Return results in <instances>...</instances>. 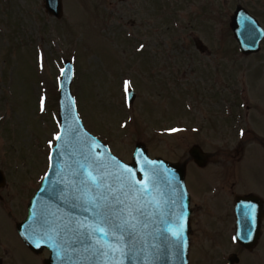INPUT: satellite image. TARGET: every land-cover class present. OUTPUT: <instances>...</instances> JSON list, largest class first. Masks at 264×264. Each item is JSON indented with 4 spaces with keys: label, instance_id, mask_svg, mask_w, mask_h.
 <instances>
[{
    "label": "rangeland",
    "instance_id": "374dc122",
    "mask_svg": "<svg viewBox=\"0 0 264 264\" xmlns=\"http://www.w3.org/2000/svg\"><path fill=\"white\" fill-rule=\"evenodd\" d=\"M62 5L56 20L42 0H0V169L6 178L0 189V233L15 245L14 253L21 248L15 223L25 218L58 134L63 60L73 64L71 91L89 133L125 163L140 143L149 157L181 165L194 145L206 153L214 150L217 79L227 90H244L254 78L249 61L234 51L228 23L235 7L243 6L264 25V0H62ZM196 39L207 47L205 54L195 49ZM125 81L136 94L132 106L125 103ZM259 168L252 152L237 193L259 191ZM217 178L212 159L203 171L187 162L190 206L218 228L197 237L190 264H227L233 252L238 264H264V224L252 254L233 251L234 225L225 203L239 175L220 176L221 193H212ZM22 256V264L37 262L30 254Z\"/></svg>",
    "mask_w": 264,
    "mask_h": 264
},
{
    "label": "water",
    "instance_id": "95a60500",
    "mask_svg": "<svg viewBox=\"0 0 264 264\" xmlns=\"http://www.w3.org/2000/svg\"><path fill=\"white\" fill-rule=\"evenodd\" d=\"M44 8L51 16H62L61 0H44ZM230 26L241 52L250 54L258 50L264 33L240 6ZM195 45L203 50L200 42ZM63 66L58 84L61 139L51 151L49 169L29 203L27 218L17 227L22 240L35 249V245L42 246L49 240L57 243L56 231H75L77 240L84 238L92 248V260L88 264H187L189 198L184 185V166L161 159L150 160L140 144L135 148L132 164L126 165L113 157L108 148L82 126L70 89L73 66L68 61H64ZM134 99L135 94L129 90L127 103L131 105ZM189 154L197 165L203 166L206 155L198 147L191 148ZM92 157L106 162L102 174L95 171ZM81 165H88V171L98 179L102 175L99 187L87 178ZM123 166L131 168V174ZM136 181L140 182L136 185L138 189L147 181L150 191H131L129 185ZM4 183L0 171V187ZM91 200L102 208H92ZM258 200L257 197L239 198L237 202L235 239L249 250L256 245L259 235L262 215ZM98 211L107 217L110 228L107 239L99 233L93 236L80 227L94 224ZM180 224L183 231L182 238L178 239L170 229H178ZM229 262L238 261L232 256Z\"/></svg>",
    "mask_w": 264,
    "mask_h": 264
},
{
    "label": "flooded vegetation",
    "instance_id": "af4514ba",
    "mask_svg": "<svg viewBox=\"0 0 264 264\" xmlns=\"http://www.w3.org/2000/svg\"><path fill=\"white\" fill-rule=\"evenodd\" d=\"M240 57L249 61L247 68L252 73L250 74L251 78L254 74V78L257 75V79L253 78L251 82H247V89L244 90H237L231 86L227 90L226 84L221 86L220 81L217 79L213 90L212 103L216 110L212 126L215 146L210 158L213 160L216 176L218 177L217 191L221 193L222 190L221 182L219 181L220 176L239 175V180L235 179L231 182L229 186L231 189V200H227L225 203V208L229 206V212L226 215L231 218H234V204L237 196H247L252 193L258 195L262 199L264 210V41L261 43L259 52L250 56ZM221 92H227V95L224 96ZM245 93L247 95H244ZM241 131H243V135H241ZM252 152L258 154L260 159L259 169L262 172L263 182L260 184L258 178H256L255 185L259 191L247 189V191L239 194L235 190L238 186L243 185L240 175L243 170H246V158ZM251 163V165H254L255 162ZM216 224L213 221L210 223L203 222L202 216L198 215V211L195 209L191 210V216L189 218V243L191 252L197 243H199L196 242L198 236L203 237L204 234L209 235L218 232ZM263 224L264 218L261 223V229H263ZM14 236L16 237L15 240L21 244V248L19 250L16 248L17 252L15 253V245L12 246L9 240L0 233L1 264H22V253L30 254L37 261L29 264H47L50 256L48 249L42 248L38 252H31L24 246L16 232ZM262 236L263 233H261L257 241V247L261 243ZM233 251L245 253L236 244L233 246ZM13 255L18 260L12 259L11 256Z\"/></svg>",
    "mask_w": 264,
    "mask_h": 264
},
{
    "label": "snow or ice",
    "instance_id": "6c2138e0",
    "mask_svg": "<svg viewBox=\"0 0 264 264\" xmlns=\"http://www.w3.org/2000/svg\"><path fill=\"white\" fill-rule=\"evenodd\" d=\"M130 81H125V90H128V86L130 85ZM44 110V101L43 99L41 100V111ZM175 131V130H173ZM241 135H243V131H241ZM61 139V135L57 134L55 136V140L59 141ZM50 146H51V141L49 142ZM92 161L95 164V171L98 174H102L103 171L106 169L107 164L104 161L103 158H97V157H92ZM82 168L85 169V171L87 172V178L93 183L95 184L97 187H99L100 182L102 180V175L100 176V179H98L97 175H93L92 171H88V165H81ZM125 171L129 174H131L132 169L128 168L127 166H123ZM139 181H136L135 184H130L129 188L131 191L133 192H144V193H148L150 191V189L148 188V182L145 181L143 184V187L141 188H137L136 185L139 184ZM89 203L92 205V208H95L97 210L102 208V205L97 203L95 200H91L89 201ZM91 210V209H89ZM125 223L127 224L128 221L126 220ZM81 228H86L88 230L89 233H91L93 236L96 235L97 233L102 234L103 238L107 239L109 234H110V228L108 227V223H107V217L102 213L99 212L97 213V219L95 221L94 224H81L80 225ZM134 227V226H133ZM170 231H172V234L174 236H176L178 239L182 238V231H183V224H180L178 229H170ZM37 246H39V244H37Z\"/></svg>",
    "mask_w": 264,
    "mask_h": 264
},
{
    "label": "bare ground",
    "instance_id": "6f19581e",
    "mask_svg": "<svg viewBox=\"0 0 264 264\" xmlns=\"http://www.w3.org/2000/svg\"><path fill=\"white\" fill-rule=\"evenodd\" d=\"M66 243L68 244V246L72 249V251H73L75 254L78 253V249H77V248H74L73 245H72L70 242L66 241Z\"/></svg>",
    "mask_w": 264,
    "mask_h": 264
}]
</instances>
